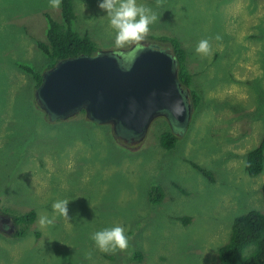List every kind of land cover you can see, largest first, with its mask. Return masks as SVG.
<instances>
[{"label": "rangeland", "instance_id": "1", "mask_svg": "<svg viewBox=\"0 0 264 264\" xmlns=\"http://www.w3.org/2000/svg\"><path fill=\"white\" fill-rule=\"evenodd\" d=\"M99 2L72 0V28L87 33L98 51H113L114 33ZM137 3L158 17L147 36L181 43L198 99L182 132L175 135L158 117L132 143L117 141L112 126L85 114L45 117L32 79L14 64L47 71L37 42H46L43 14L61 22V3L0 0V216L9 215L4 208L37 213L22 238H14L10 221L0 225V264H222L218 250L229 242L234 220L264 212V168L255 177L245 171L247 153L264 138V0ZM204 39L209 55L196 52ZM143 43L172 53L169 44ZM165 132L176 136L171 149L161 146ZM152 186L162 189L160 202L150 201ZM61 200L69 201V219L53 210ZM42 216L52 223L42 226ZM117 225L127 249L99 251L92 234Z\"/></svg>", "mask_w": 264, "mask_h": 264}, {"label": "water", "instance_id": "2", "mask_svg": "<svg viewBox=\"0 0 264 264\" xmlns=\"http://www.w3.org/2000/svg\"><path fill=\"white\" fill-rule=\"evenodd\" d=\"M144 47L130 71L118 68L110 50L60 60L42 73L35 102L49 120L83 111L90 121L112 126L116 137L129 135L126 141L132 143H140L158 117L186 128L194 107L190 89L178 80L177 61L159 48Z\"/></svg>", "mask_w": 264, "mask_h": 264}, {"label": "trees", "instance_id": "3", "mask_svg": "<svg viewBox=\"0 0 264 264\" xmlns=\"http://www.w3.org/2000/svg\"><path fill=\"white\" fill-rule=\"evenodd\" d=\"M43 15L48 21L49 27L46 33V42H37V46L47 59V70L53 68L60 60L75 58L81 55L94 56L98 52L96 44L87 33L81 35L73 30L72 25L76 16L72 0H61L60 23L54 21L48 13ZM146 40L171 46V54L177 61L178 80L184 88L190 89L192 102L194 107H196L198 97L196 92L191 89L192 75L186 65V52L179 40L172 36L153 35L147 36ZM14 65L22 74L24 73L32 79L33 90H36L42 82V73L37 72L26 64L15 63ZM33 90H31L32 93ZM37 107L39 108L38 105ZM80 113L84 114L83 111ZM43 114L47 118L44 112ZM174 134L170 132L161 134L160 143L164 149L174 147L176 143V134ZM114 138L117 137L114 135ZM192 166L205 177H208V173L205 170L194 164ZM263 168L264 138L257 147L247 153L245 159V171L250 177L259 175L263 171ZM262 195L264 200V185L262 186ZM162 198V189L158 186H152L149 192L150 201L160 202ZM2 211L5 214H9L6 217L15 228L14 238L25 237L28 234V227L35 222L37 217L34 209H30L23 214H14L5 208ZM180 221L186 225L190 219L183 217L180 218ZM35 235L37 238L40 237V233L38 232ZM218 257L222 264H264V212L250 211L243 216L237 217L232 225L229 242L219 248ZM133 258L139 260L141 254L134 253Z\"/></svg>", "mask_w": 264, "mask_h": 264}, {"label": "clouds", "instance_id": "4", "mask_svg": "<svg viewBox=\"0 0 264 264\" xmlns=\"http://www.w3.org/2000/svg\"><path fill=\"white\" fill-rule=\"evenodd\" d=\"M61 0H50V6L59 8ZM160 0H157V6ZM98 7L106 12L108 28L114 33V50L111 58L116 61L118 68L130 71L135 61L146 50L144 41L150 31V25L157 20V15L151 8L137 3V0H101ZM220 39V37H216ZM196 52L209 55L211 45L207 39L199 41ZM68 200L57 201L53 210L60 216L69 219ZM46 216L40 218V224H51ZM97 249L103 253H116L128 247V238L123 226L105 228L92 234Z\"/></svg>", "mask_w": 264, "mask_h": 264}, {"label": "flooded vegetation", "instance_id": "5", "mask_svg": "<svg viewBox=\"0 0 264 264\" xmlns=\"http://www.w3.org/2000/svg\"><path fill=\"white\" fill-rule=\"evenodd\" d=\"M144 46H147V45L144 44ZM150 47L158 48L157 45H151ZM162 118H165L166 119V117H162ZM168 122H170L169 125L171 126V129H172L173 133L176 134L177 132H182L183 128H179L178 125L175 122H172V121H168ZM122 135L123 136H118L115 139H117V141H124L125 140L124 142H127L126 140H128V139L130 140L129 135H127V134H122ZM6 221H9V219L8 218H3V216H0V225H5L6 224ZM8 225L10 227H12L11 224H8Z\"/></svg>", "mask_w": 264, "mask_h": 264}, {"label": "bare ground", "instance_id": "6", "mask_svg": "<svg viewBox=\"0 0 264 264\" xmlns=\"http://www.w3.org/2000/svg\"><path fill=\"white\" fill-rule=\"evenodd\" d=\"M168 51V50H167Z\"/></svg>", "mask_w": 264, "mask_h": 264}]
</instances>
